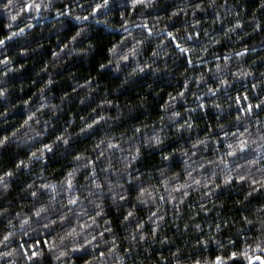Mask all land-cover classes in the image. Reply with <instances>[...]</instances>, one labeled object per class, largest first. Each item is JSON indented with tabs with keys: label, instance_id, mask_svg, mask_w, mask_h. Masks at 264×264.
I'll list each match as a JSON object with an SVG mask.
<instances>
[{
	"label": "clouds",
	"instance_id": "1",
	"mask_svg": "<svg viewBox=\"0 0 264 264\" xmlns=\"http://www.w3.org/2000/svg\"><path fill=\"white\" fill-rule=\"evenodd\" d=\"M0 264H264V0H0Z\"/></svg>",
	"mask_w": 264,
	"mask_h": 264
}]
</instances>
